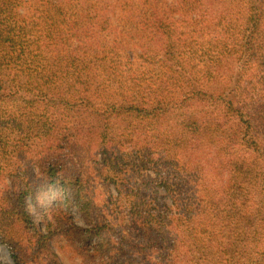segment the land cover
Returning <instances> with one entry per match:
<instances>
[{"label":"trees","instance_id":"trees-1","mask_svg":"<svg viewBox=\"0 0 264 264\" xmlns=\"http://www.w3.org/2000/svg\"><path fill=\"white\" fill-rule=\"evenodd\" d=\"M0 246L264 264V0H0Z\"/></svg>","mask_w":264,"mask_h":264},{"label":"rangeland","instance_id":"rangeland-1","mask_svg":"<svg viewBox=\"0 0 264 264\" xmlns=\"http://www.w3.org/2000/svg\"><path fill=\"white\" fill-rule=\"evenodd\" d=\"M102 191L106 194L110 191H114V187L111 185H103L102 187ZM58 191H56L55 194H57ZM29 209L32 212L35 220L39 223L42 224L46 215L43 216L39 210L34 206V204L29 203ZM77 220L79 221V223L84 224L83 220L78 216ZM58 249V248H57ZM59 251V256L62 260V262L64 264H78V257L72 255V253H68L67 251L64 252L63 250H61L60 248L58 249ZM0 264H13L9 252L7 251V249L3 246H0Z\"/></svg>","mask_w":264,"mask_h":264}]
</instances>
